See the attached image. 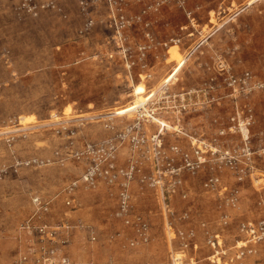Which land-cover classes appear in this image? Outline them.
<instances>
[{"label": "rangeland", "instance_id": "374dc122", "mask_svg": "<svg viewBox=\"0 0 264 264\" xmlns=\"http://www.w3.org/2000/svg\"><path fill=\"white\" fill-rule=\"evenodd\" d=\"M22 2L0 0V214L19 232L37 195L58 232L0 264H264V0Z\"/></svg>", "mask_w": 264, "mask_h": 264}, {"label": "built area", "instance_id": "2783aa9c", "mask_svg": "<svg viewBox=\"0 0 264 264\" xmlns=\"http://www.w3.org/2000/svg\"><path fill=\"white\" fill-rule=\"evenodd\" d=\"M32 0H23L22 6L27 7L28 11L34 12L35 6H31ZM89 176L92 177L93 173L89 172ZM87 179V178H86ZM72 187L70 188V190ZM121 201H120V208L119 213L124 214L126 213L128 209V203H127V195L125 193H121L120 195ZM32 205L34 206V211L32 213V216L29 217L21 226V230L25 232H33L38 234L41 238H47L48 240L55 241L58 228H51L50 230L46 226V224H37V221L42 218L44 213H46L49 210V203L46 201H43L41 197L34 195L31 198ZM66 204H70V201H66ZM246 233L249 236V243H260L264 241V218L261 219L257 224L248 223L246 225ZM64 242V240L62 241ZM240 248V247H239ZM53 252V250H50ZM251 251V250H250ZM247 253L246 246L238 250V257H242ZM59 264H67V259L62 258L58 262Z\"/></svg>", "mask_w": 264, "mask_h": 264}, {"label": "crops", "instance_id": "0c3cea01", "mask_svg": "<svg viewBox=\"0 0 264 264\" xmlns=\"http://www.w3.org/2000/svg\"><path fill=\"white\" fill-rule=\"evenodd\" d=\"M21 230H17L11 216L0 214V260L2 263L11 262L23 248ZM5 259V260H4Z\"/></svg>", "mask_w": 264, "mask_h": 264}, {"label": "bare ground", "instance_id": "6f19581e", "mask_svg": "<svg viewBox=\"0 0 264 264\" xmlns=\"http://www.w3.org/2000/svg\"><path fill=\"white\" fill-rule=\"evenodd\" d=\"M158 121V120H157Z\"/></svg>", "mask_w": 264, "mask_h": 264}]
</instances>
